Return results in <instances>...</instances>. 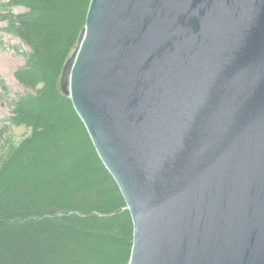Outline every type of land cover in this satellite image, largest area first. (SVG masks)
I'll return each instance as SVG.
<instances>
[{"label":"water","instance_id":"1","mask_svg":"<svg viewBox=\"0 0 264 264\" xmlns=\"http://www.w3.org/2000/svg\"><path fill=\"white\" fill-rule=\"evenodd\" d=\"M59 87L129 213L127 264H264V0H90Z\"/></svg>","mask_w":264,"mask_h":264},{"label":"trees","instance_id":"2","mask_svg":"<svg viewBox=\"0 0 264 264\" xmlns=\"http://www.w3.org/2000/svg\"><path fill=\"white\" fill-rule=\"evenodd\" d=\"M89 1L2 4L5 31L30 49L15 76L32 92L12 103L9 119L30 135L0 160V264H127L129 213L59 87Z\"/></svg>","mask_w":264,"mask_h":264},{"label":"rangeland","instance_id":"3","mask_svg":"<svg viewBox=\"0 0 264 264\" xmlns=\"http://www.w3.org/2000/svg\"><path fill=\"white\" fill-rule=\"evenodd\" d=\"M5 1L0 0V160L11 146L20 143L31 131L29 127L14 125L9 120L13 113L12 103L32 91L19 83L15 76L16 71L25 65L30 49L17 35L5 31L6 21L1 20ZM11 10L14 14L25 11L21 6Z\"/></svg>","mask_w":264,"mask_h":264}]
</instances>
